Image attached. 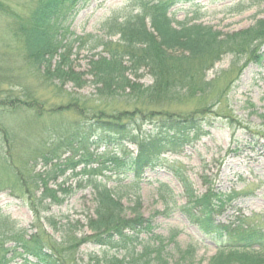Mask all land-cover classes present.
<instances>
[{"label": "trees", "instance_id": "1", "mask_svg": "<svg viewBox=\"0 0 264 264\" xmlns=\"http://www.w3.org/2000/svg\"><path fill=\"white\" fill-rule=\"evenodd\" d=\"M82 1L38 0L27 19L11 11L16 19L13 33L28 64L41 73L53 91L57 88L54 95H60L64 89L66 96L58 102L44 100L35 93L28 100L0 99V134L8 147L2 156V169L9 181L1 184L26 196L33 213L30 227L19 228L0 208V264H11L16 257L26 263L33 257L34 264H135L144 253L137 251L142 245V236L155 234L156 225L151 218L136 208L132 215H127L121 198L92 174L88 182L93 191L95 212L86 224L90 233L79 235L80 222L69 219L57 228L56 222L45 218L44 213L51 206L62 204L65 198L61 189L51 187V182L70 170L74 172L80 164H85L83 171L87 172V166L94 161L90 149L130 142L138 147V154L130 156L131 152L125 149L129 155L114 156L107 167L115 174L132 177L129 184L138 189L146 170L164 165L161 155L179 153L208 134L206 121L211 109L230 93L251 62H264L261 51L264 18L247 28L224 32L194 18L177 20L169 13L175 3L198 5L199 0H138L143 5L141 10L126 6L114 9L101 24L104 36L89 35L96 39L92 50L99 47L103 50L91 57L88 70L78 71L71 60L73 49L76 43L80 48L85 44L82 37L70 39L68 34L73 33L65 26V20L68 10ZM226 56H232L231 66L218 78L229 80L223 90L216 92L217 99H213L207 94L215 79L209 80L207 75ZM143 71L153 79L146 87L140 82ZM89 78L97 100L123 98L131 107L126 104V109L111 112L90 105L89 100L85 101L77 93H68L69 83L83 89ZM198 97L201 105L195 110L178 112L170 107ZM8 107L16 111L24 108L34 118H56L54 131L45 137L44 146L26 157L21 155L16 159L11 153L16 133L1 123L2 115L11 112ZM70 114L71 119H62ZM68 153L70 156L64 158ZM37 162H41L45 170L36 171ZM176 177L186 199L184 211L218 247L210 264H264L263 229H253L243 214L237 217L239 225L218 220L231 204L229 193L221 192L212 182L200 194L185 172L177 170ZM45 221L61 234L55 237L49 233ZM225 240L228 242L223 245ZM86 243L124 254L122 257L105 254L100 259L91 256L87 262L80 263L76 255ZM144 251L146 255V246ZM159 254L157 251L154 259ZM183 256L193 259V247L186 249Z\"/></svg>", "mask_w": 264, "mask_h": 264}, {"label": "rangeland", "instance_id": "2", "mask_svg": "<svg viewBox=\"0 0 264 264\" xmlns=\"http://www.w3.org/2000/svg\"><path fill=\"white\" fill-rule=\"evenodd\" d=\"M37 2L38 0H0V99L28 100L35 93L44 100L58 102L66 96L64 89L60 95H54L57 88L53 91L41 73L28 64L13 33L16 19L12 12L27 19ZM198 2V5L175 3L170 6L169 13L177 20L194 18L197 22L215 26L224 32L247 28L259 18H264V0ZM125 6L136 11L143 8L138 0H83L72 10H68L65 26L73 33L68 35L70 39L82 37L85 44L80 48L79 43H76L73 49L71 60L76 70H88L91 57L102 53V47L92 50L96 39L89 35L104 36L101 31L103 21L112 10ZM261 51L264 54V45ZM231 63L232 56H226L208 72V79H215V82L207 96L217 99L216 92L223 90L229 80L218 76L227 71ZM143 75L140 82L145 87L151 85L153 79L150 75L146 71H143ZM66 89L68 93H77L85 101L89 100L90 105L107 111L115 112L130 106L123 98L107 102L97 100L91 79L83 89L75 88L72 83H69ZM200 99L198 97L170 107L178 112H189L201 105ZM8 108L11 112L2 115L1 123L16 133V139L10 146L15 158L18 159L21 155L26 157L30 152L44 146L45 137L54 131L56 118H34L33 114L24 108L17 111L15 108ZM66 116L62 119H71L73 115L70 114L67 118ZM206 130L208 134L194 145L185 146L179 153L168 152L161 155L160 160L164 161V165L146 170L138 189L129 184L132 177L115 174L107 167L108 161L114 156H128L129 153H126L125 149L131 152L130 156L137 155L138 147L135 144L125 142L119 146L90 149L89 154H92L94 161L87 166V172L83 171L85 164H80L74 172L70 170L63 177L51 182L52 188L61 189L65 199L62 204L51 206L49 211L44 213V217L52 218L57 228L62 227L68 219L72 222L79 221V235L90 233L86 224L95 212V202L88 180L93 174L121 198L127 208V215H132L136 208L145 217L151 218L156 225L154 235L142 236V245L137 251L144 253L142 257H137L135 264L212 263V257L217 254L218 247L184 211L186 199L176 171L185 172L200 194L214 182L221 192L232 196L231 204L218 216L219 221L239 225L237 217L243 214L246 223L253 226V229L258 227L264 230V62H251L243 70L230 93L222 97L221 102L207 115ZM250 130L258 134L251 133ZM1 136L0 134V208L19 228H29L33 223V213L27 197L18 194L12 187L1 184L9 182L7 173L2 169V156L4 157L8 147L3 144ZM67 156L70 154H65L64 158ZM37 164L36 171L45 170L41 162ZM91 170L94 172H89ZM46 223L48 224V221H45V225L49 233L55 237L61 234L55 231V227ZM226 242L228 241L225 240L223 245H226ZM145 246L148 249L146 255ZM190 247L194 250L193 259L183 256L185 250ZM157 251H160V254L154 259ZM105 254L122 257L124 253L86 243L80 248L76 258L80 263H85L91 256L100 259ZM29 259L31 262L26 263L23 258L16 257L11 264L36 262L33 257Z\"/></svg>", "mask_w": 264, "mask_h": 264}]
</instances>
